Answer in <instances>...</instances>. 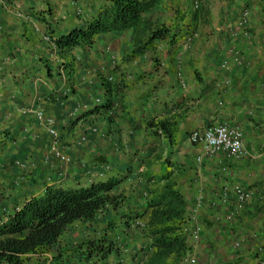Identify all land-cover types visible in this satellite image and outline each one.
<instances>
[{"label": "crops", "instance_id": "0c3cea01", "mask_svg": "<svg viewBox=\"0 0 264 264\" xmlns=\"http://www.w3.org/2000/svg\"><path fill=\"white\" fill-rule=\"evenodd\" d=\"M85 1L0 0V148H20L31 182L41 169L35 194L44 182L120 178L114 192L125 195L124 212H142L146 189L169 173L188 204L194 264H264V0H161L153 16L180 29L174 45L159 42L131 58L129 29L60 53L52 40L82 27L101 3ZM244 11L248 20L239 25ZM103 77L121 88L110 121L101 112L83 115L103 103ZM36 110L55 120L69 165L45 161L51 139ZM151 120L165 130L148 127ZM215 124L242 132L243 158L209 156L190 142L193 131ZM233 184L253 197L228 221L233 194L211 204ZM198 197L203 205L194 212Z\"/></svg>", "mask_w": 264, "mask_h": 264}, {"label": "trees", "instance_id": "16d2710c", "mask_svg": "<svg viewBox=\"0 0 264 264\" xmlns=\"http://www.w3.org/2000/svg\"><path fill=\"white\" fill-rule=\"evenodd\" d=\"M100 1L82 27L52 40L60 53L91 47L100 35L129 29L131 58L152 53L156 43L174 45L180 38V29L173 32L153 16L161 0ZM189 28L185 26L186 36ZM101 84L103 103L83 115L101 112L110 121L121 88L107 77ZM147 125L165 130V122L151 120ZM120 181L110 178L75 186L44 182L40 194H18L13 180L0 184V264H185L192 252L188 204L169 173L146 189L142 212L121 210L125 195L114 192ZM75 228L81 233L77 239L72 237Z\"/></svg>", "mask_w": 264, "mask_h": 264}, {"label": "built area", "instance_id": "2783aa9c", "mask_svg": "<svg viewBox=\"0 0 264 264\" xmlns=\"http://www.w3.org/2000/svg\"><path fill=\"white\" fill-rule=\"evenodd\" d=\"M193 8H198L197 2L193 4ZM247 20L248 12L244 11L238 21L239 25L245 24ZM236 61H239V57L236 58ZM221 67L227 68L228 62L226 60L223 61L221 63ZM107 79L113 82L112 78L108 77ZM95 102L98 104L99 100H96ZM33 114L38 123L44 127L46 133L51 139L49 153L46 156L45 161L47 162L49 158L52 157L61 164L69 165L71 163V159L61 149L60 137L55 125V120L44 116L41 110H36L33 112ZM92 131L96 132V129H92ZM189 139L192 144L201 145L203 150L209 156L222 154L229 160H239L245 155V150L242 143V132L238 128L229 127L226 124H215L201 131L195 130L190 134ZM230 194H233L234 200L233 208L226 216L228 221L232 220L243 209V207L252 200L253 197V193L251 191L246 190L238 184H233L230 187L223 188L218 199L213 201L211 205L215 206L217 203L225 204L229 202ZM202 205V197H198L193 211L198 212V210L202 208ZM198 233L199 229H196L193 232V235L197 236ZM195 261L196 259L192 256L185 260V264H194Z\"/></svg>", "mask_w": 264, "mask_h": 264}, {"label": "rangeland", "instance_id": "374dc122", "mask_svg": "<svg viewBox=\"0 0 264 264\" xmlns=\"http://www.w3.org/2000/svg\"><path fill=\"white\" fill-rule=\"evenodd\" d=\"M93 3L95 0H92ZM85 2L90 3L91 0H86ZM89 8H86V10ZM5 130V123L2 122L0 125V142H3L4 138V131ZM0 155L2 157L0 161V184L9 185L8 181L13 180L18 183V186H16V189L20 192H26L28 194L36 193L38 192V189L40 188V184L38 183V175L39 172H41V169L34 170L32 173L36 175V178L34 179V182H31L29 179L26 178L27 175H29L28 171L29 168L26 166H22V158H24V155L21 153L20 148H0ZM25 162V161H24ZM30 165V164H28ZM27 168V169H26ZM31 168V167H30ZM33 180V179H32ZM29 184V185H28ZM9 202L12 203V199H9ZM108 216V215H107ZM103 220V216L101 218V221ZM81 236L80 230L78 228H75L72 232V237L79 238Z\"/></svg>", "mask_w": 264, "mask_h": 264}]
</instances>
